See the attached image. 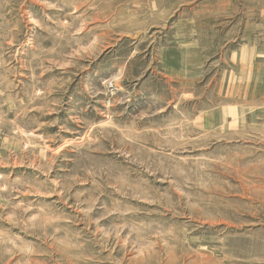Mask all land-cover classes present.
<instances>
[{"label": "rangeland", "instance_id": "rangeland-1", "mask_svg": "<svg viewBox=\"0 0 264 264\" xmlns=\"http://www.w3.org/2000/svg\"><path fill=\"white\" fill-rule=\"evenodd\" d=\"M0 264H264V0H0Z\"/></svg>", "mask_w": 264, "mask_h": 264}]
</instances>
